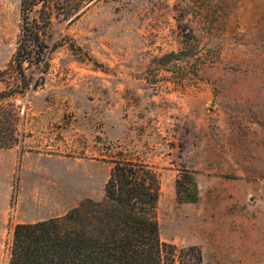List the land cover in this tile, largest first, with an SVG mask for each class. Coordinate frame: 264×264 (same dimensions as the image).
<instances>
[{
    "label": "rangeland",
    "instance_id": "374dc122",
    "mask_svg": "<svg viewBox=\"0 0 264 264\" xmlns=\"http://www.w3.org/2000/svg\"><path fill=\"white\" fill-rule=\"evenodd\" d=\"M21 2L0 0V92L17 81ZM193 34L199 74L182 87L152 63ZM44 37L48 70L0 117V264L16 224L103 199L120 150L159 172L162 241L198 245L203 264H264V0H94ZM185 171L197 202L178 201Z\"/></svg>",
    "mask_w": 264,
    "mask_h": 264
},
{
    "label": "trees",
    "instance_id": "16d2710c",
    "mask_svg": "<svg viewBox=\"0 0 264 264\" xmlns=\"http://www.w3.org/2000/svg\"><path fill=\"white\" fill-rule=\"evenodd\" d=\"M94 0H22L20 36L12 59L17 81L0 92L1 112L13 95L31 84L29 70L46 72L50 47L44 32L55 13L70 16ZM37 10L38 15L32 13ZM57 10V11H56ZM183 43L179 51L155 57L152 68L172 72L173 82L185 87L198 77L194 56L202 47ZM43 76L36 80L39 86ZM11 114L15 116V111ZM0 119V132H1ZM14 135L10 143L14 140ZM1 144V143H0ZM112 164L101 200L87 198L66 214L35 222L16 224L9 264H203L198 245L179 247L162 241L158 219L161 182L155 165L124 150L109 155ZM176 180L179 202H197L199 185L194 171H185ZM183 255V256H182ZM185 256V257H184Z\"/></svg>",
    "mask_w": 264,
    "mask_h": 264
}]
</instances>
